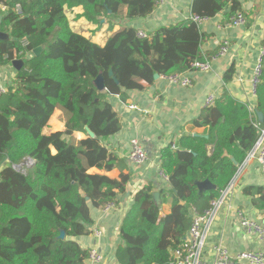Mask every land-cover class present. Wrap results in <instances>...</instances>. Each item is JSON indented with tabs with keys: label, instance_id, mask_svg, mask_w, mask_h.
<instances>
[{
	"label": "trees",
	"instance_id": "obj_1",
	"mask_svg": "<svg viewBox=\"0 0 264 264\" xmlns=\"http://www.w3.org/2000/svg\"><path fill=\"white\" fill-rule=\"evenodd\" d=\"M0 2L9 5L0 31L10 35L0 39V65L24 59L8 91L0 93V166L7 162L0 168V264H87L89 249L76 238L92 233V208L117 204L131 178L89 171L92 167L109 171L116 164L117 156L106 141L122 124L110 96L124 99L129 91L142 89V81L154 83L156 74L190 70L196 59L205 57L207 36L192 16L210 19L224 13L232 22L244 6L242 0H192L188 19L153 32L145 30L148 36L143 38L138 35L140 28L122 25L101 45L72 29L65 6H83V15L98 24L105 16L131 21L148 17L156 1ZM124 7L127 13L122 16ZM38 47L42 49L35 53ZM233 74L230 68L224 80L229 82ZM100 75L103 90L96 85ZM217 97L196 121L208 126L209 137L186 136L178 149L169 145L161 151V167L168 179L159 193L161 201L167 195L172 198L171 211L161 215L154 184L144 186L120 227L118 264H173V251L185 245L196 214L220 198L255 146L264 127L257 115V110L264 114V73L255 109L228 92ZM57 107L65 110L66 129L46 134ZM76 131L87 137L71 142L68 137ZM26 158L34 163L16 169L14 165ZM207 179L216 187L200 188L199 182ZM244 193L264 211L263 185H249Z\"/></svg>",
	"mask_w": 264,
	"mask_h": 264
},
{
	"label": "crops",
	"instance_id": "obj_2",
	"mask_svg": "<svg viewBox=\"0 0 264 264\" xmlns=\"http://www.w3.org/2000/svg\"><path fill=\"white\" fill-rule=\"evenodd\" d=\"M242 3L247 17L244 27H233L231 22L226 21L224 13L210 18L202 25L207 35L203 43L205 57L216 52L225 38L230 40L231 49L226 57L214 62L210 71L192 72V86H173L160 76L154 83L142 81L143 88L129 91L124 99L119 95L110 96L122 124L121 130L106 141L109 149L117 156L116 164L109 171L95 167L89 171L106 174L115 179H120L124 173L130 174L131 178L126 193L120 194L122 197L114 208L108 212L92 208V233L76 238L87 249L99 247L105 257L99 264H118L115 251L121 242L120 227L137 193L149 183L154 184L156 192H160V188L166 185L162 176L161 151L169 145L178 149L179 141L186 136L209 137L208 126L196 123L206 107V98L211 93L222 95L228 92L240 101L255 102L251 97L250 78L259 49L264 46V0H242ZM191 6L192 0H169L164 6L156 5L148 17L131 21L124 17L117 19L105 16L98 24L90 22L83 15L84 7L81 5L65 6V13L73 30L104 45L111 34L118 31L122 25H135L142 30L153 32L163 25H171L191 17ZM5 11L0 9L2 18L6 15ZM121 12L122 16L126 15L127 7ZM230 68H234V74L232 79L226 82L224 75ZM17 70L13 63L0 65V83L9 85ZM131 104L138 105V108H130ZM65 118V110L57 107L44 133L65 130ZM86 137L84 132L76 131L68 139L77 143ZM133 137L138 138L148 152L149 158L142 165H135L128 157L130 140ZM208 149L211 152L212 145L208 146ZM53 152L56 150L53 149ZM30 159L26 158L21 164L29 165L27 162ZM6 164L4 161L0 168ZM249 185L264 186V174L255 161L239 165L234 177V187L224 197L217 210L204 252L206 264H214L213 247L217 244L226 246L233 253L264 248V241L245 231L238 222V209H244L250 216L264 222V211L258 210L252 204V198L244 193V189ZM161 198L160 194L161 215L165 216L171 211L172 198L169 195L162 201ZM95 228L102 230V236L95 235Z\"/></svg>",
	"mask_w": 264,
	"mask_h": 264
},
{
	"label": "built area",
	"instance_id": "obj_3",
	"mask_svg": "<svg viewBox=\"0 0 264 264\" xmlns=\"http://www.w3.org/2000/svg\"><path fill=\"white\" fill-rule=\"evenodd\" d=\"M157 6L166 5L169 0H155ZM0 9L5 11L9 9V5L5 2H0ZM17 11H20V5L16 7ZM192 18L197 21L199 24L203 25L208 18L200 17L198 15L192 16ZM247 23L246 14L243 11H239L232 18L233 27H244ZM138 35L140 37H147L148 33L145 30H139ZM231 42L229 39L225 38L222 40V43L219 49L213 54L206 56L201 59H196L192 63V68L186 72H178L169 75H161L170 85L180 86V87H190L193 84L192 72H208L212 69V66L215 61L226 57L230 53ZM264 73V46L259 49L252 75L250 78L251 85V97L255 100L257 98L258 88L262 82V76ZM8 91V85H2L0 83V93H6ZM218 95L216 93H211L206 98V106L214 105ZM252 109H255V102H249ZM130 108L136 109L138 105L131 104ZM128 157L132 163L135 165H142L148 160V152L142 142L133 137L130 140V149ZM251 161H255L264 174V127L261 129L260 136L253 147V149L248 153L247 158L244 161V164H247ZM33 161L30 159L28 164H32ZM162 176L167 183L168 177L162 172ZM234 179L232 182L221 192V196L218 199H215L211 203V207L205 210L203 213H197L192 227L190 228L186 243L183 247L177 248L173 251L174 262L173 264H206L204 259V252L207 245L208 234L211 228V224L214 220V217L217 213V210L223 203L224 197L233 189ZM116 206L115 203H111L106 206L103 211H110ZM237 217L239 225L248 233L253 234L264 241V222L250 216L244 209L237 210ZM95 235L100 237L102 236V230L95 228ZM214 250V264H264V248L256 250H244L238 253L231 252L226 246L222 244H217L213 247ZM105 260L103 252L99 247H94L89 249V259L87 264H99Z\"/></svg>",
	"mask_w": 264,
	"mask_h": 264
},
{
	"label": "water",
	"instance_id": "obj_4",
	"mask_svg": "<svg viewBox=\"0 0 264 264\" xmlns=\"http://www.w3.org/2000/svg\"><path fill=\"white\" fill-rule=\"evenodd\" d=\"M1 19H2V15H0V22H1ZM9 37H10V35H8L7 33L3 32V31H0V39H1V38H9ZM41 49H42L41 47H38V48H36V49L34 50V52H35V53H38ZM12 63H13V65H14V67H15L16 69L19 70V69L22 67V65L24 64V59H21V58H19V59H14V60L12 61ZM111 74H112V72H111ZM155 77H156V78H159L160 75H159V74H156ZM96 85L98 86V88H99L100 90L105 89L104 78H103L102 75H100V76L96 79ZM257 115H258V119H259V121L262 122V121L264 120V114H263V112L257 110ZM87 131H88V134H89L91 137H95V133H94L89 127H87ZM14 166H15L16 169L19 170V169H21L22 164H15ZM0 178H1V173H0ZM199 185H200V188H214V187H216V185H215L214 183H212V182H211L210 180H208V179L205 180V181H200V182H199ZM81 194H82V195H85V192H84L83 190H81ZM154 195H155L156 200L159 202V201H160V193H159V192H155ZM87 198H88V197H87ZM65 235H66L65 231H63V232L61 233V236H62V237H65Z\"/></svg>",
	"mask_w": 264,
	"mask_h": 264
},
{
	"label": "rangeland",
	"instance_id": "obj_5",
	"mask_svg": "<svg viewBox=\"0 0 264 264\" xmlns=\"http://www.w3.org/2000/svg\"><path fill=\"white\" fill-rule=\"evenodd\" d=\"M65 120H66V118H65ZM27 164H28V162H27Z\"/></svg>",
	"mask_w": 264,
	"mask_h": 264
}]
</instances>
